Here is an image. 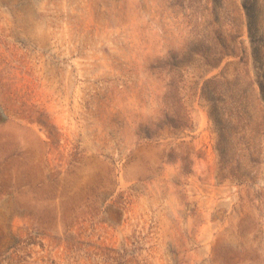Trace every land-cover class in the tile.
<instances>
[{"label": "rangeland", "instance_id": "rangeland-1", "mask_svg": "<svg viewBox=\"0 0 264 264\" xmlns=\"http://www.w3.org/2000/svg\"><path fill=\"white\" fill-rule=\"evenodd\" d=\"M0 264H264V0H0Z\"/></svg>", "mask_w": 264, "mask_h": 264}]
</instances>
